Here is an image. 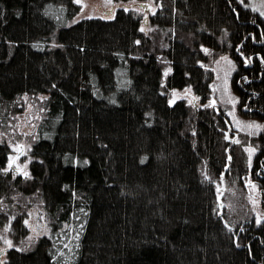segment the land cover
Returning a JSON list of instances; mask_svg holds the SVG:
<instances>
[{"label":"trees","instance_id":"trees-1","mask_svg":"<svg viewBox=\"0 0 264 264\" xmlns=\"http://www.w3.org/2000/svg\"><path fill=\"white\" fill-rule=\"evenodd\" d=\"M155 1L145 31L134 9L71 23L74 0H0V126L23 98L47 97L27 177L6 170L0 140V201L38 200L49 227L4 264H264V222L246 224L239 244L217 212L213 178L247 173L225 138L230 122L169 102L186 87L210 98L206 46L234 58L241 109L264 121V19L246 0ZM260 142L264 206V132Z\"/></svg>","mask_w":264,"mask_h":264},{"label":"rangeland","instance_id":"rangeland-1","mask_svg":"<svg viewBox=\"0 0 264 264\" xmlns=\"http://www.w3.org/2000/svg\"><path fill=\"white\" fill-rule=\"evenodd\" d=\"M80 7L79 13L71 23L84 19L101 18L110 20L121 9H134L141 14L142 29L149 30L151 16L155 15L161 5L155 0H132L116 2L114 0H74ZM240 2L244 3L243 0ZM246 6L257 12L264 19V0H246ZM146 4L151 13L145 12L146 8L133 7L137 4ZM245 6V7H246ZM204 60L200 65L213 73V82L210 85V98L203 102L192 87L175 89L170 96V104L174 105L180 100H185L189 105L214 108L223 114L230 122L229 129L225 131V138L235 146L237 162L245 164V174L239 172L238 167L232 172L226 170L213 178L217 190V212L227 223L229 230L239 244L245 225L254 223L260 225L264 222V206L262 201V187L260 181L254 177L252 171L255 158L260 150V138L264 132V121L244 113L240 106V98L234 89L233 77L237 70L234 58L228 52H217L212 48L202 46ZM122 83L126 78L121 76ZM46 96L25 97L19 103L18 112L9 116L0 126V140L6 139L10 144L11 154L6 170L15 168L21 176L29 174L32 142L36 137L38 123L43 116V102ZM2 121V120H1ZM252 125L253 127H249ZM258 126V127H256ZM236 162V164H237ZM17 173V172H16ZM14 203L0 201V210L4 212L6 223L0 228V264H4L5 252L11 248H29L39 237L49 234L48 220L45 211L38 200L28 198L23 201L14 199ZM8 213V214H7ZM10 213V214H9ZM26 214L23 223L27 228V236L22 245L15 244L10 234L20 218ZM8 242H11L9 244ZM5 253V254H4Z\"/></svg>","mask_w":264,"mask_h":264},{"label":"water","instance_id":"water-1","mask_svg":"<svg viewBox=\"0 0 264 264\" xmlns=\"http://www.w3.org/2000/svg\"><path fill=\"white\" fill-rule=\"evenodd\" d=\"M133 7L146 8V9H145V12L148 13V14H150V13L152 12L151 9H150L148 6L146 7V4H143V3L137 4V5L133 6ZM10 170H13V169L10 168ZM15 171H16L17 173H19V170H18L17 168H15ZM25 176L27 177L28 174H26ZM5 253H6V252H5ZM5 253H4V254H5Z\"/></svg>","mask_w":264,"mask_h":264},{"label":"snow or ice","instance_id":"snow-or-ice-1","mask_svg":"<svg viewBox=\"0 0 264 264\" xmlns=\"http://www.w3.org/2000/svg\"><path fill=\"white\" fill-rule=\"evenodd\" d=\"M249 127H253L252 125H249ZM256 127H258V126H256ZM9 244H11V242H8Z\"/></svg>","mask_w":264,"mask_h":264},{"label":"flooded vegetation","instance_id":"flooded-vegetation-1","mask_svg":"<svg viewBox=\"0 0 264 264\" xmlns=\"http://www.w3.org/2000/svg\"><path fill=\"white\" fill-rule=\"evenodd\" d=\"M0 255H1V253H0Z\"/></svg>","mask_w":264,"mask_h":264}]
</instances>
